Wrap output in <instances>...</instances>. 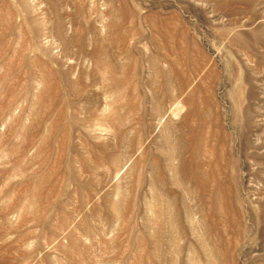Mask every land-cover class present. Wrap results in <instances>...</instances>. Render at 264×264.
Returning <instances> with one entry per match:
<instances>
[{
	"label": "rangeland",
	"instance_id": "obj_1",
	"mask_svg": "<svg viewBox=\"0 0 264 264\" xmlns=\"http://www.w3.org/2000/svg\"><path fill=\"white\" fill-rule=\"evenodd\" d=\"M0 264H264V0H0Z\"/></svg>",
	"mask_w": 264,
	"mask_h": 264
}]
</instances>
